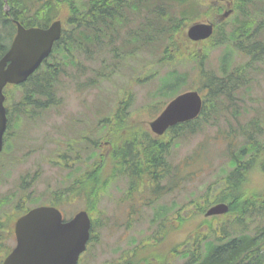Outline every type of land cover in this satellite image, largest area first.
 <instances>
[{
  "label": "trees",
  "instance_id": "16d2710c",
  "mask_svg": "<svg viewBox=\"0 0 264 264\" xmlns=\"http://www.w3.org/2000/svg\"><path fill=\"white\" fill-rule=\"evenodd\" d=\"M225 9L224 4L212 2L204 7L200 0H0V58L16 34L14 20L25 27H48L56 19L63 23L62 35L44 64L25 83L5 88L9 126L13 114L17 120L22 117L35 120L47 108L60 104L58 93L65 88L62 77L68 78L79 91L97 87L103 80H111L129 61L137 59L139 53L149 56L147 60L152 64L180 61L178 44L187 40L185 21H213L215 30L209 40L214 46H223L219 71L207 70L202 54L195 52L189 59L195 63L193 86L188 85L191 79L188 73L171 71L161 78L156 89V96L168 99L184 88L197 89L204 100L201 115L171 127L164 136L137 132L129 124L131 92L127 91V97L118 103L111 117H103L94 125V135H97L93 143L82 129L72 137V144L87 149L91 156L83 161L85 167L78 165L71 178L77 180V193L83 192V196L89 198L87 209L92 212H99L109 182L130 172L132 183L148 186L151 181L159 196L166 193L163 182L176 191L181 188L180 181L188 179V174L178 165H172L174 146L177 148L180 140L202 132L207 115L215 114L218 120L224 118L228 121V114H231L237 125L232 124L226 136L230 170L224 171L229 173L223 176L222 195L217 198V189H214L208 199L207 193H200L186 204H195L199 209L202 200L210 203L220 198L234 204L237 198L236 192L233 194L232 191L234 171L247 170L254 165L264 170V142L261 139L264 134V98L253 107L248 108L246 103L261 79L257 76L264 69V0H233L232 14L221 21L219 16ZM178 36L180 40H177ZM102 52H105L104 56H101ZM82 59L90 65L83 66ZM94 62H99L98 68L91 66ZM120 65L122 67L118 68ZM85 76V82L80 81ZM18 90L21 91L20 100L9 103ZM251 110L255 115L245 124H239V118L249 115ZM19 124L16 122V127ZM105 138L113 148L109 155L104 154L100 146ZM78 157V163H82L80 153ZM128 161L138 163L141 169L131 171ZM83 169V173L78 172ZM21 192L14 204L20 211L30 199L27 187ZM238 195L240 201L248 200L252 207L257 201L259 204L264 202V190L254 191L252 195L238 192ZM8 202V197H0V208ZM184 209L178 208L176 203L168 209L164 206L156 209L155 218H151V222L154 220L159 224L153 236L156 242L151 244L152 233L134 239L125 255H120L118 264H166L167 253L163 249L167 244L163 246L162 239L166 241L171 235L166 219L171 211L181 219ZM250 239L247 236L234 238L231 222H223L222 228L209 222L206 232L202 233L201 227L196 229L195 240H190L192 247L183 242L180 248L175 245L172 251L175 252L174 258L180 257L184 264H264V251L260 250L263 243ZM145 242L150 244L148 249L143 247ZM138 247H142V251L139 258H135L134 249Z\"/></svg>",
  "mask_w": 264,
  "mask_h": 264
},
{
  "label": "rangeland",
  "instance_id": "374dc122",
  "mask_svg": "<svg viewBox=\"0 0 264 264\" xmlns=\"http://www.w3.org/2000/svg\"><path fill=\"white\" fill-rule=\"evenodd\" d=\"M200 1L204 7L210 3V0ZM200 17L204 19L202 16ZM185 24L184 31L190 23L185 21ZM177 40H180L179 36ZM178 48L180 51L179 55H181L180 61L169 62L166 60L164 65L152 64V61L147 60L149 56L139 53L138 58L129 61L128 65L123 67L120 65L118 68L122 67V69L111 80H103L97 87L94 86L81 92L76 91L75 86L68 78L62 77V82L65 83V90L58 93V98L61 100L58 106L49 109L35 120H30L27 117L17 120L16 115L13 114V121H11L9 126L7 136L8 139L16 140L8 141L6 144L7 149L13 148L11 151L13 166L9 174L6 158L4 156L0 157V166L4 164L0 168V197H6L8 193H14L13 204H15L22 195L19 184L24 180L29 182L33 179L31 184L27 186L29 191L32 192L24 208L32 207L38 202H41L38 204L51 202L53 196L59 191L67 192L70 190L68 173L72 163L66 157H64L65 160H62L58 155L63 156L64 153L70 152L68 144L71 147H74V145L68 135H59L60 130L64 134H71V137L76 136L78 130L86 128V126H79L80 124L76 121L81 119L83 123L87 124L91 120L90 116H85L88 114L92 117L90 122L93 123L92 127H94L101 118L111 117L117 109L118 103L127 97L125 94L127 91L131 92L129 94L131 117H136L138 125L142 123V128L146 130L149 128L150 120L154 119L170 100L156 96V89L162 77L167 76L171 71H176L179 74L186 72L191 77L188 85H194L192 84V79L195 78L196 74L195 63L189 60L188 55L199 52L205 60L207 70L212 71L214 69L219 71L223 46H214L211 40L202 44L190 43L185 40V42L178 44ZM104 55L105 52H102L101 56ZM110 60L111 58H108V61ZM86 64L88 65L89 63L82 59V65ZM98 65L99 62H94L91 66L98 68ZM89 75L92 76L91 74ZM86 77L80 78V81L85 82ZM257 77L261 79L251 92L253 100L249 101V98L246 100L253 105H256L259 100L264 98V69ZM20 95L21 91L18 90L15 92V96L11 97L9 103L18 102ZM101 102L103 103L102 105ZM251 104L247 105V107L249 108ZM253 115V112L249 115H242L238 120L239 124H245L249 117ZM81 116L84 117L81 118ZM205 120L207 121H203L205 129L202 132L194 136L189 135V138L180 140L179 147L175 148L174 146L171 153L172 165H178L181 171L188 174L186 176L188 179L181 180L179 183L181 188L174 191V193L164 195L161 201L174 200L178 208L185 207L182 215H186L187 212L190 213L186 221L173 222L176 230L169 239V244H172L173 247L176 245V247L180 248L187 236L202 222V218L204 219V224L206 221L215 222L212 218L205 219L204 216H195L194 214L197 210L195 204L187 206L186 201L197 197L200 193H203L202 195L207 193L206 198L208 199L213 193L216 182L223 180L224 171L230 170L228 163L230 158L229 140L226 136L228 135L227 132L231 130L232 124L236 126L237 122L232 120L231 114H228V121L224 118L218 120L215 114L207 115ZM16 122L20 123L18 127H16ZM59 126L60 130L58 129ZM53 131L58 133L57 140H54ZM87 134L94 138L97 135L96 133L94 135L89 130ZM261 139L264 142V134ZM236 146L238 147V144ZM253 170H260V167L255 166ZM253 176L259 177L258 174ZM184 185L185 188L183 189ZM125 193L126 187L124 184L117 182L108 190L106 195L102 196L99 212L95 216L94 240L90 244V252L83 264H118L121 256L125 255L126 251L132 247L134 239H139L143 235L145 237V235H149L148 233H152L148 230L149 223L143 217L144 214H141L140 218L136 219V215H130L133 209L126 207L123 210L117 205V202L120 203L123 200ZM69 197L71 198L70 202L62 204L66 217L73 216L75 212L83 209L86 201L80 198L81 196L78 193H70ZM2 210L6 214L8 208L2 207L0 211ZM14 210L13 215H15L16 219L20 213H17L18 210L15 207ZM175 217L174 211V219ZM223 222L217 223L219 228H222ZM102 224L103 226H101ZM128 224L129 228H127ZM162 240L165 242L164 238ZM6 242L13 244L11 240ZM117 247L119 249L118 252H116ZM143 247L148 249L150 244L145 242ZM190 247L192 246L190 245ZM134 251L133 256L139 258L142 247H138ZM172 264H184V262L179 257L174 258Z\"/></svg>",
  "mask_w": 264,
  "mask_h": 264
},
{
  "label": "water",
  "instance_id": "95a60500",
  "mask_svg": "<svg viewBox=\"0 0 264 264\" xmlns=\"http://www.w3.org/2000/svg\"><path fill=\"white\" fill-rule=\"evenodd\" d=\"M229 2L230 0H215ZM225 11L221 19L229 16ZM7 52L0 58V152L7 128V108L4 88L8 84H21L38 69L49 56L54 42L62 33L61 20L49 27H25L20 21ZM214 29L212 22H195L189 26L187 36L194 40L209 38ZM202 97L196 90L183 92L173 98L163 111L150 122L151 130L162 135L178 123L196 118L202 110ZM228 205L219 203L210 207L207 216L224 213ZM91 219L87 211L78 212L64 222L61 211L53 206L34 208L17 219L15 232L17 246L3 264H77L90 238Z\"/></svg>",
  "mask_w": 264,
  "mask_h": 264
},
{
  "label": "flooded vegetation",
  "instance_id": "af4514ba",
  "mask_svg": "<svg viewBox=\"0 0 264 264\" xmlns=\"http://www.w3.org/2000/svg\"><path fill=\"white\" fill-rule=\"evenodd\" d=\"M53 107H49L46 110H44L42 113L44 114L45 112H47L49 109H51ZM93 112V110H92ZM85 116H90L91 120L92 117L91 115H85ZM84 116H81V118ZM89 120V122L83 123V121H81V119H79L78 124H80L79 126H86V134L89 131H92L94 133V127L93 123H91ZM130 124V123H129ZM136 125L138 124L137 121L131 123L130 125ZM58 129L60 130V126L58 127ZM55 136L54 140H57V136L58 133L54 132L52 133ZM68 135L69 137H71V134H64L61 130L59 131V135ZM48 135V134H46ZM51 135V133H50ZM87 137V139H89L92 143L94 141V137L90 136V135H85ZM111 138V137H110ZM55 142V141H54ZM102 145H100L101 147H104V154L109 155L112 151V146L109 142V139H104L102 141ZM68 150L70 152H66L65 155H58V157H60L62 160L64 157H66L69 160H75V163L70 166L69 169V173L70 176L69 180H70V184L69 187L73 188L74 191L76 190V186H74V183L77 181L73 178H71L73 172H75L77 170V165H82L85 167L83 161L85 159H89V157L91 156V153L86 149L82 148L81 146H74L71 147L68 144ZM78 153L81 154V162L82 163H78ZM85 156V157H83ZM9 157V156H8ZM93 162V161H92ZM129 163V161H128ZM128 165H130L131 167V171H137L138 169H141L138 165V163H129ZM4 166V164H2L0 166V168H2ZM7 169L9 170V174L11 171V168L13 166V159L11 158V156L9 157V160L6 164ZM126 166V165H125ZM128 169V168H127ZM85 169L83 170H79L78 172L83 173ZM127 171V170H126ZM229 173V172H228ZM233 173V172H232ZM254 174H258V176H253ZM132 173L130 172L129 175L124 174L122 176H117L115 177V179L113 181H110V187L112 188L117 182H121L124 184V186L126 187V193H125V197L123 198V200L118 203L117 205L120 208H131L134 209L136 211L140 210V209H146V212L144 213V215L148 214V210L152 211V216L153 218H155V210L159 209L161 207H166L167 209L172 207L174 205V200L168 199L167 202H163L161 201L164 195H168L171 193H174L172 187L166 182V193L163 194L162 196H159V194L153 190V184L151 181H149L150 184H148V186H138L135 183H132L130 181V177H131ZM258 178V179H257ZM223 180L219 181V184L216 186L217 189V198L218 195H222V191H223ZM9 183V181H8ZM1 190V188H0ZM260 190H264V170H239V171H234V175H233V185H232V191L233 194L237 195L236 201H234V204H232L233 202H230L228 200L225 199H218V201H225L228 202L229 205V211L226 214H219L217 216L211 217L213 219V221L217 223L224 221L225 223H229L231 222V226H232V236L234 238H238L241 236H247L250 237L253 242H261L263 243L261 245L260 250L263 252L264 251V202L260 203L257 201L254 205V207H252V204H250V202L247 201H240L239 200V193H243V194H249L252 195L254 191H260ZM62 194V191H59L56 195H54V199L57 200L59 199L60 195ZM8 196V200L9 202L6 205V208H8L7 213L4 214L3 210L0 211V237H6V230L4 229V226L6 225V221L8 219V217L10 218V222L12 220H14V215H13V211H14V205H13V193L12 194H7ZM257 199L259 200V198L257 197ZM204 202H202L203 204ZM203 209V210H201ZM205 205H201L199 210H198V214L196 216H202L205 213ZM168 220V224L170 220H173V211H171L170 216L167 218ZM154 223V220H152ZM9 228L8 230L11 231V236L7 239H11L13 240V243L15 242V234H14V225L13 227L10 225H7ZM129 225H127L128 227ZM202 228L204 229H208V225L203 226ZM204 232V231H202ZM191 238H194V235H191ZM13 246V245H12ZM4 251V250H1ZM83 255V254H82ZM81 258L82 256H80V260L79 263L81 262ZM2 264V263H1Z\"/></svg>",
  "mask_w": 264,
  "mask_h": 264
}]
</instances>
